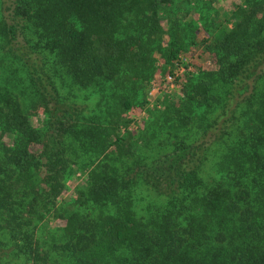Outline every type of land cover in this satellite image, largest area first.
Instances as JSON below:
<instances>
[{"label":"trees","instance_id":"obj_1","mask_svg":"<svg viewBox=\"0 0 264 264\" xmlns=\"http://www.w3.org/2000/svg\"><path fill=\"white\" fill-rule=\"evenodd\" d=\"M172 3L0 0V264H264V0L200 39L210 64L158 111L161 140L144 119L135 132L110 117V85L151 61ZM75 86L100 94L93 111L61 94ZM129 136L130 162L113 154ZM86 164L87 189L43 234L67 167Z\"/></svg>","mask_w":264,"mask_h":264},{"label":"rangeland","instance_id":"obj_2","mask_svg":"<svg viewBox=\"0 0 264 264\" xmlns=\"http://www.w3.org/2000/svg\"><path fill=\"white\" fill-rule=\"evenodd\" d=\"M242 1L173 0L171 6L167 10H164L162 15L160 14L163 17L160 20L161 26L152 37L150 44V47H152V51L149 53V56L152 58L151 61H148L145 66L137 67V71L130 76L127 75L123 81L110 85V92L108 91L110 93L109 103L111 105L110 117L119 120L129 119L130 123H128L127 129L135 132H139L138 126L144 119V122L149 125L150 130H160L158 136L151 139V142H156L158 139L161 140V137L168 130V123L170 122L163 129H159L158 111L165 110V103L174 102L183 97L184 92L182 87L186 82V78L191 81L198 76L200 67H208L210 64V55L204 50L203 45L200 44V39L211 33L213 24L225 18L230 19L235 5ZM170 19L171 21L168 22ZM205 30L209 32L207 33ZM126 31L127 29L124 30V33ZM172 37H175L177 39L176 43H181L183 48L177 52L174 59L168 60V57L164 54ZM3 61L5 59H2ZM171 71H181L179 76H182L172 84L166 82V77ZM185 73H187V76ZM139 83L141 84L139 85ZM60 91L62 95L69 96L70 99L87 103L90 111H93L97 107L96 101L100 97L98 92L90 94L93 91L92 88H82L79 86H75L74 89L69 90L61 88ZM121 97L122 99L127 98L131 101V107L129 109L125 110L118 103H114L115 101H119ZM33 103L32 109L34 114L30 115V121L33 126L41 127L44 121V107L40 104L42 100L36 98ZM198 112H202V109ZM122 129L123 126L120 124L119 131L122 132ZM2 138L8 142L11 139L8 135H4ZM136 140V137L135 139L130 136L127 137L124 145L114 150H118L113 153L114 156L123 155L122 157L130 162L133 155L137 154L133 147L135 145L133 143ZM174 140L175 137L171 135L169 142ZM166 142L167 140L163 145ZM100 157L102 156L98 158ZM94 163L91 164L94 165ZM91 164H86L81 167L76 165L67 167L64 175L65 189L58 199L54 201V205L51 204L46 207L48 209L50 208L48 212H43L42 214L41 223L46 229L43 230V234L51 231V229L57 228L59 230L64 225V217L59 215L53 216V213H55L53 208L62 207L64 212L72 209L74 203L81 196L80 191L87 189L86 181L90 170L88 166ZM64 212L61 211L60 213Z\"/></svg>","mask_w":264,"mask_h":264},{"label":"built area","instance_id":"obj_3","mask_svg":"<svg viewBox=\"0 0 264 264\" xmlns=\"http://www.w3.org/2000/svg\"><path fill=\"white\" fill-rule=\"evenodd\" d=\"M181 71H171L170 73H168L167 77H166V82L172 84L175 80V77L180 75Z\"/></svg>","mask_w":264,"mask_h":264}]
</instances>
